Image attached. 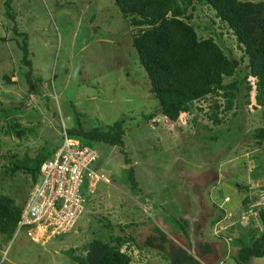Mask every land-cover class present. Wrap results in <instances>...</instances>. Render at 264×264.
<instances>
[{
  "label": "rangeland",
  "instance_id": "rangeland-1",
  "mask_svg": "<svg viewBox=\"0 0 264 264\" xmlns=\"http://www.w3.org/2000/svg\"><path fill=\"white\" fill-rule=\"evenodd\" d=\"M5 1L0 0V36L6 39L0 42V100L6 108L18 103L30 108L0 119V192L18 191L19 200L29 183L22 173L2 176L11 156L33 157L41 148L58 144L63 130L79 124L88 130L105 128L121 118L126 122L123 148L95 144L104 180L93 193L85 194L83 213L72 231L53 236L48 228L34 226L22 229L9 242L1 235L0 264H74L66 251L113 234L134 237L143 246L126 244L130 264H166L161 256L166 251L145 243L149 236L157 237L154 227L165 232L172 247L193 254L202 251L200 245H210V252L200 258L202 264H236L232 242L259 227L258 213L264 209V147L246 137L263 125L260 110L242 105L240 97L238 108L219 114L224 117L220 125L206 115L210 100L196 103L192 114L183 113L176 122L163 117L158 101L148 93V77L132 47L134 30L113 0H11L16 30L27 34L33 73L42 82L37 97L28 93L20 76L22 52L16 39L22 40L14 32ZM192 14L199 36L219 34L222 48L245 71L242 48L215 19L214 11L196 6ZM3 75L13 83L6 84ZM153 112L156 117L150 121L142 117ZM12 118L27 130L21 138L4 133L6 120ZM238 125L243 135L229 150L226 137L218 144L200 138L210 128L234 131ZM129 168L138 191L128 183ZM237 182L248 185V190H238ZM246 198L249 203L244 205ZM218 215L222 219L212 224ZM173 219L188 225L174 231ZM132 223L120 232L119 226ZM248 264H264V258Z\"/></svg>",
  "mask_w": 264,
  "mask_h": 264
},
{
  "label": "trees",
  "instance_id": "trees-1",
  "mask_svg": "<svg viewBox=\"0 0 264 264\" xmlns=\"http://www.w3.org/2000/svg\"><path fill=\"white\" fill-rule=\"evenodd\" d=\"M113 2L121 16L128 20L129 27L134 30L131 38L132 47L148 77V93L158 101V111L163 117L176 122L181 114H192L196 103L210 100L212 103L206 115L215 126L220 125L224 122V117H219V114H226L238 108L241 104L240 97H242V105L260 110L264 121V1L113 0ZM5 6L7 15L14 21V32L22 40L19 43L16 39L22 52L20 76L28 86V93L39 97L42 82L33 73L32 60L29 58L28 36L25 32L16 30L11 0H6ZM196 6H209L214 11L215 19L235 37L242 48V59H246L245 71L242 72L222 48L219 34L215 37L199 36L191 23L192 12L195 11ZM5 41V37L0 36V42ZM3 81L6 84L13 83L5 75H3ZM27 108H30V105L26 106L24 103L6 108L0 100V119L10 118L15 112H23ZM71 110L77 112L73 104H71ZM142 117L150 121L156 117V113L143 114ZM125 122V118H121L105 128L95 127L88 130L79 124L75 129H65L63 132L69 138L79 139L83 145L91 149H94L96 143L123 148ZM4 133L21 138L27 130L20 127L18 121L12 118L6 120ZM242 135L243 132L238 125L234 131H215L210 128L209 133L200 138L217 140L216 144H218L220 138L226 137L229 143L226 150H229L234 141L240 139ZM246 137L260 148L264 147V123L246 134ZM60 139L58 144L46 150L41 148L33 157L24 153L20 159L16 156L9 158V166L4 168L2 176L11 178L22 173L26 180L29 179V183L25 186V192L20 191L22 194L19 200L18 191L14 194L0 192V236H4V241L12 240L27 197L33 186L40 181V167L52 157L62 142V136ZM121 153L125 161L130 164L126 152L121 149ZM98 159L92 162L91 168L99 173ZM128 170L127 180L130 188L138 191L134 172L132 168ZM237 188L240 191L244 189L247 191L249 186L238 183ZM262 188L264 190V187ZM243 203L247 205L249 199L246 198ZM221 213L224 212L221 210ZM221 219L222 215H218L212 224ZM258 219L259 227L250 229L246 236L236 238L231 244L237 248L236 254L232 256L236 264H248L253 258H264V209L259 210ZM173 220L170 221V225L174 231L188 225L185 220L183 224ZM132 225L133 223L121 225L118 228L120 232H124ZM107 227L113 232L112 225L107 224ZM153 232L157 237L149 236L145 242L146 246L157 247L160 252L164 249L166 253H161V256L166 264H202L200 258L210 252L208 244L200 245L202 251L196 254L179 246L172 247L164 231L154 227ZM126 244L128 248H130L129 244L137 249L143 248L136 243L134 237L124 238L113 234L106 240L93 239L81 249H69L65 254L74 264H130L132 255L130 249L125 247ZM124 247L125 250H123Z\"/></svg>",
  "mask_w": 264,
  "mask_h": 264
},
{
  "label": "built area",
  "instance_id": "built-area-1",
  "mask_svg": "<svg viewBox=\"0 0 264 264\" xmlns=\"http://www.w3.org/2000/svg\"><path fill=\"white\" fill-rule=\"evenodd\" d=\"M97 159L95 149L63 132L53 156L40 167V181L27 197L15 234L34 226L48 228L53 236L71 231L83 213L85 194L93 193L96 184L104 180L91 168Z\"/></svg>",
  "mask_w": 264,
  "mask_h": 264
},
{
  "label": "clouds",
  "instance_id": "clouds-1",
  "mask_svg": "<svg viewBox=\"0 0 264 264\" xmlns=\"http://www.w3.org/2000/svg\"><path fill=\"white\" fill-rule=\"evenodd\" d=\"M77 139V138H76ZM79 140V139H78ZM53 156V155H52ZM16 233V232H15ZM15 235V234H14Z\"/></svg>",
  "mask_w": 264,
  "mask_h": 264
}]
</instances>
